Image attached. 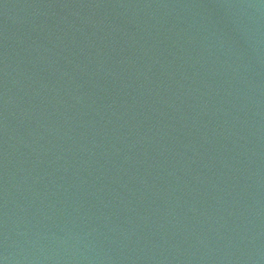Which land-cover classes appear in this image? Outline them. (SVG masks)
<instances>
[{
  "label": "water",
  "instance_id": "95a60500",
  "mask_svg": "<svg viewBox=\"0 0 264 264\" xmlns=\"http://www.w3.org/2000/svg\"><path fill=\"white\" fill-rule=\"evenodd\" d=\"M0 264H264V0H0Z\"/></svg>",
  "mask_w": 264,
  "mask_h": 264
}]
</instances>
